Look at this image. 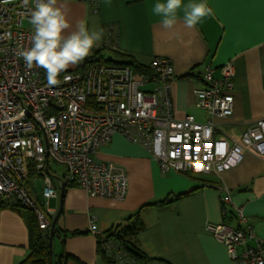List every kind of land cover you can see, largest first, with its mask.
Returning <instances> with one entry per match:
<instances>
[{"label": "crops", "instance_id": "1", "mask_svg": "<svg viewBox=\"0 0 264 264\" xmlns=\"http://www.w3.org/2000/svg\"><path fill=\"white\" fill-rule=\"evenodd\" d=\"M158 2L165 0H97L96 13L91 10L93 5L80 1L58 0V5L67 8L72 25L69 32L80 20L87 21L90 30L104 29V38L92 54L101 47L112 48L143 66L154 58L170 59L176 73L173 98L179 120L189 115L199 123L212 120L196 107L194 91L205 85L202 75L208 66L220 78L221 69L232 64L234 114L213 121L217 126L214 137L233 144L264 118V0H183L184 5L206 3L214 15L187 28L182 6L171 29H165L161 17L152 11ZM95 160L126 172L128 194L123 201H112L69 186L61 199L58 183L59 196L48 201L52 222L62 208L53 238L55 259L66 254L70 256L66 264H113L118 253L105 255L98 237L90 233L92 220L105 236L146 204L151 205L142 212L145 229L137 236L139 248L152 259L145 264H234L208 226L225 223L238 227L235 208L243 209L264 242V156L248 151L238 165L220 175H164L142 146L115 134ZM227 195L232 203L224 202ZM28 218L25 212L0 209V264H20L30 254Z\"/></svg>", "mask_w": 264, "mask_h": 264}, {"label": "built area", "instance_id": "2", "mask_svg": "<svg viewBox=\"0 0 264 264\" xmlns=\"http://www.w3.org/2000/svg\"><path fill=\"white\" fill-rule=\"evenodd\" d=\"M75 1L93 5L91 10L97 12V0ZM36 2L0 4V209L26 208L34 213L39 228L49 232L53 214L48 201L59 196L55 181L92 196L123 201L129 191L126 172L95 160L115 134L142 146L164 175H220L238 165L248 151L264 156V118L233 144L214 137L213 118L234 114L232 64L221 69L220 78L208 66L202 75L205 85L194 91L196 107L212 118L206 123L191 115L175 117L176 73L168 58H154L139 73L109 63L105 56L94 57L61 74L60 83L50 86L43 68L28 69L14 54L32 46L30 19ZM52 164L63 166L65 173L59 176ZM224 202L232 203L230 195ZM235 212L238 227L210 224L208 230L226 247L234 264H264L263 240L243 209ZM90 233L101 235L95 219ZM100 247L106 256L118 253L113 264L136 262L114 240Z\"/></svg>", "mask_w": 264, "mask_h": 264}, {"label": "clouds", "instance_id": "3", "mask_svg": "<svg viewBox=\"0 0 264 264\" xmlns=\"http://www.w3.org/2000/svg\"><path fill=\"white\" fill-rule=\"evenodd\" d=\"M10 0H0L8 4ZM27 3V0H25ZM183 6V22L187 28H195L203 18L212 17L213 9L206 3L183 4V0H165L153 6V13L161 17L165 29H171L177 23V11ZM30 24L34 27L32 46L17 49L14 54L22 58L28 69L43 68L50 86L60 83L58 77L70 67L77 66L100 46L105 32L103 28L87 26V21L76 23L75 30L68 19L66 6L58 5V0H37L31 12ZM65 79L69 77L65 76Z\"/></svg>", "mask_w": 264, "mask_h": 264}, {"label": "trees", "instance_id": "4", "mask_svg": "<svg viewBox=\"0 0 264 264\" xmlns=\"http://www.w3.org/2000/svg\"><path fill=\"white\" fill-rule=\"evenodd\" d=\"M105 55L107 56L106 60L109 63L130 66L139 73L145 71V69L147 68V66H143L142 64L138 63L133 57L117 52L116 50H112V48L105 47L98 48L90 57H87L84 61L88 62L94 57L100 56L102 58ZM163 203H166V201H164ZM150 205L151 204H146L140 210L130 215V217L126 220V224L118 225L114 230L106 233L105 236L100 235V237H98L99 246L102 242L114 240L137 262L140 261L144 264L151 262L152 259L149 258L137 244L138 234L145 229V225L142 222V212L146 207ZM12 209L14 211L20 212L21 214L25 212L29 216L28 221L30 228V254L20 264H66L67 260L70 259V256L62 254L58 257V259L54 258L53 251L50 247L49 232H44L39 228L34 213L22 207H14Z\"/></svg>", "mask_w": 264, "mask_h": 264}, {"label": "water", "instance_id": "5", "mask_svg": "<svg viewBox=\"0 0 264 264\" xmlns=\"http://www.w3.org/2000/svg\"><path fill=\"white\" fill-rule=\"evenodd\" d=\"M66 190H67L66 185H63L62 188H61V193H60L61 199H63L65 197ZM61 211H62V208H60V211L57 214V217L53 220V222L51 224V230H50V247H51V249H52V246H53V238H54V235H55L56 224H57L58 218H59V216L61 214Z\"/></svg>", "mask_w": 264, "mask_h": 264}, {"label": "rangeland", "instance_id": "6", "mask_svg": "<svg viewBox=\"0 0 264 264\" xmlns=\"http://www.w3.org/2000/svg\"><path fill=\"white\" fill-rule=\"evenodd\" d=\"M25 26H28V23H25ZM105 57L107 58V56L105 55ZM52 167L54 169V171L59 175V176H62L64 173H65V168L63 166H60V165H55V164H52ZM39 185H42V181L39 180ZM57 184L58 182L55 181V185L57 187Z\"/></svg>", "mask_w": 264, "mask_h": 264}]
</instances>
